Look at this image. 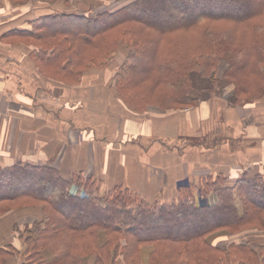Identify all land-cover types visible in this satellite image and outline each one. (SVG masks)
I'll list each match as a JSON object with an SVG mask.
<instances>
[{
	"label": "trees",
	"instance_id": "obj_1",
	"mask_svg": "<svg viewBox=\"0 0 264 264\" xmlns=\"http://www.w3.org/2000/svg\"><path fill=\"white\" fill-rule=\"evenodd\" d=\"M29 26L12 34L68 82L90 68L106 69L124 48L115 88L136 111L194 107L211 85L228 82L235 105L264 97V0H133L98 14L52 11ZM194 31L198 43L179 39ZM171 41L186 43L183 55L175 52L180 46L168 47ZM223 59L230 67L220 80ZM212 194L217 199L209 205ZM23 208H40L41 218L25 237L18 231L19 249L0 244V264H12L20 252L21 264H264V245L214 242L264 231V171H245L235 181L183 180L176 198L164 203L49 165L0 166V217Z\"/></svg>",
	"mask_w": 264,
	"mask_h": 264
},
{
	"label": "crops",
	"instance_id": "obj_2",
	"mask_svg": "<svg viewBox=\"0 0 264 264\" xmlns=\"http://www.w3.org/2000/svg\"><path fill=\"white\" fill-rule=\"evenodd\" d=\"M4 2L0 0V166L49 165L66 175L98 178L105 189L122 185L149 202L164 203L176 198L183 180L223 175L235 181L245 171H264V97L246 105L214 97L165 116L157 110L136 111L107 75L121 67L116 66L119 56L106 69L90 68L79 82H68L35 59L33 45L12 34L29 30V21L37 16L3 30L4 21L20 17L4 18ZM24 5L30 7L31 0ZM40 218V208L6 212L0 217V244L20 248L18 231ZM248 241L264 245V231L222 235L215 243L227 247Z\"/></svg>",
	"mask_w": 264,
	"mask_h": 264
},
{
	"label": "rangeland",
	"instance_id": "obj_3",
	"mask_svg": "<svg viewBox=\"0 0 264 264\" xmlns=\"http://www.w3.org/2000/svg\"><path fill=\"white\" fill-rule=\"evenodd\" d=\"M4 7H3V15H7L4 18H10L12 16H20L19 20L16 21H4L3 22V30L9 29L10 27H18L17 25L21 26L20 23L25 22V19L27 18V16L29 17H36L42 14H46V13H50L52 11H62V10H68V11H79V10H88V12L92 13V14H98L104 11H115L117 9L122 8L123 6L131 3L133 0H31L32 5L29 6H25L24 4H26L28 1L30 0H18L19 2H23V6H15L16 1L14 0H4ZM13 4V5H11ZM21 4V5H22ZM29 8V10L27 9ZM24 13H28V14H24ZM10 14V15H9ZM28 17V18H29ZM24 19V20H23ZM180 40H189L190 43L195 44L198 43L199 39H200V34L198 33V31H194V34L192 33L191 35L189 34V36L186 34L183 37L179 38ZM175 41H171L168 42V47L173 48L174 46H180L178 47V49H176L175 52H179V55H183L184 53V49L186 48V43H180V45H176ZM178 43V42H177ZM195 46V45H194ZM174 51V48H173ZM172 51V52H173ZM125 55H126V50L123 48L122 51L120 52L119 57L117 58V65L118 66L120 63L122 64L124 59H125ZM113 62V61H112ZM230 67V64L228 62V60H221L218 64V69L216 72V78L222 80L223 79V74H224V70L228 69ZM120 68L116 69V71H118ZM113 71L107 73L108 76L110 77H114L115 75V69H111ZM103 76H106V73H102ZM197 82L199 83V87H204L206 84L204 81H201V78L197 79ZM230 87H233L232 90L230 91ZM211 89L213 90V92L209 95V94H202V97L206 98L205 100H208L209 98H214V97H219L223 100H232L231 96L233 95V89H234V84L233 83H227L224 85H211ZM203 98V99H204ZM204 102V100L200 101ZM199 103V104H200ZM198 104V105H199ZM197 105V106H198ZM194 106V107H197ZM194 107H187V108H182L179 110H187V109H191ZM150 111V110H149ZM154 111V110H153ZM157 111H161L163 112L162 114L168 115L170 114L169 112L171 110H167L165 108L161 109V110H157ZM181 132V130H180ZM78 140V138H77ZM4 167V166H3ZM6 167V166H5ZM66 175V174H64ZM105 191V190H104ZM216 195L212 194L210 197H208L205 200V203L212 205L215 201H216ZM197 204L200 205L201 204V200L197 194ZM27 221V225H29L26 228H22L19 230V232H21L22 235H24V237L26 236L27 231L25 232V230L27 228L29 229H33L35 227V221ZM226 236V235H225ZM229 236V235H228ZM249 236V235H248ZM220 237V236H219ZM216 239H218V237H216L214 239V242H216ZM21 247V245H20ZM16 248L19 249V245L16 246ZM15 259L12 260V264H21L22 261V253L20 252L19 254H15L14 256Z\"/></svg>",
	"mask_w": 264,
	"mask_h": 264
},
{
	"label": "water",
	"instance_id": "obj_4",
	"mask_svg": "<svg viewBox=\"0 0 264 264\" xmlns=\"http://www.w3.org/2000/svg\"><path fill=\"white\" fill-rule=\"evenodd\" d=\"M22 264H26V263H22Z\"/></svg>",
	"mask_w": 264,
	"mask_h": 264
}]
</instances>
